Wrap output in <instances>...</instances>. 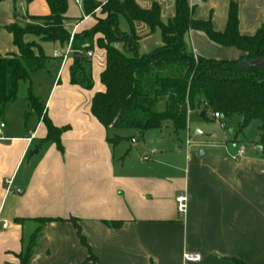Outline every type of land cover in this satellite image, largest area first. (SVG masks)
Returning <instances> with one entry per match:
<instances>
[{
  "label": "crops",
  "instance_id": "1",
  "mask_svg": "<svg viewBox=\"0 0 264 264\" xmlns=\"http://www.w3.org/2000/svg\"><path fill=\"white\" fill-rule=\"evenodd\" d=\"M70 1L66 26L72 33L90 29L95 18L86 15L84 5L85 15L80 17ZM137 2L143 8L158 3L164 23L175 15V0ZM232 2L238 4L241 34L253 35L264 27V0H189L193 17L210 20L217 31L226 29ZM50 13L47 0L0 1V55L18 52L8 25ZM125 20L120 28L129 32ZM135 30L141 37L140 54L148 53L144 47L152 51L163 44L159 29L151 33L146 24L137 22ZM187 41L196 56L232 60L245 54L236 47L217 45L198 31H190ZM52 43L56 51L52 57L44 52L45 68L32 74L27 85L18 128L2 120L0 218L10 221V227L0 233V264L18 263L17 255L44 218L56 220L43 226L26 264H93L71 217L78 220L98 264H237L235 259L264 264V147L259 140L254 152L245 150L238 159L236 133H225L220 141L189 137L182 144L161 136L145 145L142 155L124 147L117 153V147L132 138L122 136L113 143L111 129L91 111L94 95L105 90L101 82L105 50L98 46L92 50L94 86L88 90L71 83L74 55L68 44ZM38 74L40 82H48L43 98L34 89ZM30 94L54 125L67 127L61 135L62 150L47 139V128L31 107ZM7 178L20 190L18 195H5ZM181 191L189 196L184 216H179L175 202ZM112 221L121 225L109 226ZM186 253L201 258L189 261Z\"/></svg>",
  "mask_w": 264,
  "mask_h": 264
},
{
  "label": "trees",
  "instance_id": "2",
  "mask_svg": "<svg viewBox=\"0 0 264 264\" xmlns=\"http://www.w3.org/2000/svg\"><path fill=\"white\" fill-rule=\"evenodd\" d=\"M2 1V0H0ZM31 1V0H30ZM51 13L29 17L35 23L23 25L21 20L7 26L13 35L17 53L0 55V122L6 105L16 100L20 83L31 81L35 72L45 68L48 57L40 43L26 41L35 35L41 41L70 42L72 31L66 26L67 0H47ZM101 7L106 18L95 17ZM86 15L96 19L90 29L74 33L71 49L74 55L70 67V80L74 85L92 89V60L87 56L95 46L106 52V67L101 73L105 90L94 95L91 104L93 115L107 128L134 129L139 137L153 129L169 128L178 135L187 130L193 120L207 119L208 112L219 113L222 119L234 114L242 116L240 130L259 121V144L264 147V27L253 35L239 31L238 4L232 2L226 29L217 31L210 20H196L189 0H175V15L167 23L161 20V6L153 3L141 7L137 0H107L99 3L85 0ZM130 24V31L120 28V17ZM146 24L153 33L160 30L163 44L151 52L140 54L141 37L135 23ZM190 31L205 34L213 43L236 47L244 51L237 59H217L194 55L187 36ZM95 36H99L95 42ZM118 44H123L119 47ZM31 107L42 117L47 128V139L63 149L61 135L67 127H57L30 94ZM204 112V117L201 113ZM222 123H226L222 120ZM113 143L117 139H110ZM54 218L39 219L21 253L19 264H26L33 255L43 226ZM82 243L88 248V260L98 264L97 257L84 237L78 220L71 217ZM119 227L120 221L107 223ZM237 264H245L235 259Z\"/></svg>",
  "mask_w": 264,
  "mask_h": 264
},
{
  "label": "rangeland",
  "instance_id": "3",
  "mask_svg": "<svg viewBox=\"0 0 264 264\" xmlns=\"http://www.w3.org/2000/svg\"><path fill=\"white\" fill-rule=\"evenodd\" d=\"M147 1L148 0H140L141 3H144ZM70 3H71L69 4L70 8L73 9L74 12L79 14L80 17L85 15L83 11V5L82 6L76 5L74 3V0H71ZM95 15H96L95 17L97 18H101V19L106 18V14L102 12L101 7L95 10ZM125 21H126L125 18L121 16L120 25L122 24V26H124ZM21 22L23 25H25V24L35 23L36 21L28 17L24 19L23 21L21 20ZM95 22H96V19H95ZM28 37L33 38L32 40H28V42L35 41V42L40 43L41 41L37 36L32 35V34L27 35L26 39ZM98 37L99 36H95V42L97 41ZM149 39L152 41V39H155V36H152ZM118 46L123 47V44H118ZM42 48L44 52L50 57H52V54L56 51V45L48 41H46V43L45 42L42 43ZM142 49L145 52L151 51L150 49L149 51H147L148 49L146 50L145 47ZM44 72L45 70L42 71L41 73H44ZM40 77H41L40 74H38L35 77L34 89L43 98V94L47 88L48 82L47 80L40 82L39 81ZM28 83L30 85L29 81H22L20 83L19 93H18L16 100L6 105L5 111L2 115V120H5L9 127L18 128L20 124V113L22 112V110H25L26 108L25 101L28 96V86H27ZM222 120L226 122L225 126L222 125ZM241 122H242V116L240 114H234L229 118L222 119L221 117L215 118L211 112H208L207 119H204V120L197 119L191 122L190 124L191 133H188L187 130H183L179 132L178 135H176L175 133H173V130L166 128L161 131L159 129H153V130L148 131L145 135H143V137H139L137 135V132L134 129L119 128V129H111V134L114 137V139H117V140L122 139V136H126V135L132 138V139H128L122 142L120 146L117 147V150H116L117 153L119 149H122V147H124L125 150L131 149L132 153H137V154L142 155L146 151L145 145H148L149 143L153 142L154 140H156L157 138L161 136H167L169 138H174L176 142H180V144H182V142H186V140L189 139V137L193 138L196 141H209L212 138L220 141L224 139L225 133L227 134L236 133L237 139H238L237 141H239V143L235 148L239 150L240 148L244 147L245 150L248 152V154H250V152L252 153L255 151V143L259 140V129H258L259 121H255L250 126L243 129V131L240 130ZM197 130L201 131L205 135L202 137H197L195 135ZM137 138H140V139L137 140ZM261 153L262 155H264V150ZM40 226H41V223L38 222V228ZM27 242L28 241H26V244ZM21 253L23 254L25 253L24 249L22 252H20L17 255V258H18L17 264L20 263L21 257L19 255Z\"/></svg>",
  "mask_w": 264,
  "mask_h": 264
},
{
  "label": "built area",
  "instance_id": "4",
  "mask_svg": "<svg viewBox=\"0 0 264 264\" xmlns=\"http://www.w3.org/2000/svg\"><path fill=\"white\" fill-rule=\"evenodd\" d=\"M76 3L79 5V6H82L84 5V1L85 0H75ZM73 36H74V33L72 34V37H71V40H70V43L68 44V52H72V49H71V42H72V39H73ZM94 55L93 51H88L87 53V56L89 58H92ZM55 56H60V54L56 53ZM67 55H65L64 57H66ZM214 117L215 118H220L221 115L219 113H215L214 114ZM223 126H225V123L222 124ZM5 127V123L3 122H0V139L3 138L2 135H3V129ZM189 143V141H188ZM245 153V148L242 147L238 150V153L237 155L235 156V159H238L240 157H242ZM145 160H149L150 157L149 156H145L144 157ZM4 187H5V195L6 196H16L20 193V190L19 189H16L14 188L13 186V180L12 179H9L7 178L5 181H4ZM175 202H176V209H177V212L179 214V216H184L187 211H188V206H189V196L187 194L186 191H181L175 198ZM10 227V221L6 220V219H1L0 218V233L2 232V230H6ZM185 258L186 260H189V261H198L200 260V254L198 253H186L185 254Z\"/></svg>",
  "mask_w": 264,
  "mask_h": 264
},
{
  "label": "water",
  "instance_id": "5",
  "mask_svg": "<svg viewBox=\"0 0 264 264\" xmlns=\"http://www.w3.org/2000/svg\"><path fill=\"white\" fill-rule=\"evenodd\" d=\"M74 55L80 57V56H81V53L78 52V51H75V52H74ZM261 62H264V60H258V61H256V62H254L253 64H259V63H261ZM204 115H205V113L202 112V113H201V117H204ZM195 135H196L197 137H202V136H204L205 134L202 133L201 131L197 130L196 133H195Z\"/></svg>",
  "mask_w": 264,
  "mask_h": 264
}]
</instances>
